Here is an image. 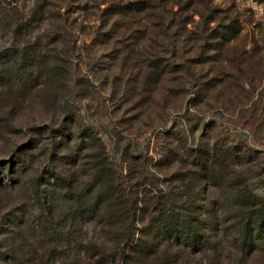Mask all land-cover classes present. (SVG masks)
Masks as SVG:
<instances>
[{
  "label": "rangeland",
  "instance_id": "1",
  "mask_svg": "<svg viewBox=\"0 0 264 264\" xmlns=\"http://www.w3.org/2000/svg\"><path fill=\"white\" fill-rule=\"evenodd\" d=\"M9 4L26 22L24 49L39 59L26 70L0 66V180L9 178L2 164L26 166L0 196L3 232L14 207L34 225L87 241L105 239L89 222L106 219L101 208L120 220L117 201L136 227L164 204L176 206L173 215L187 202L183 179L222 148L250 149L264 171V0H4L1 8ZM15 37L0 30V53ZM187 191L209 208L216 198ZM89 205L99 206L95 217L82 214Z\"/></svg>",
  "mask_w": 264,
  "mask_h": 264
},
{
  "label": "trees",
  "instance_id": "2",
  "mask_svg": "<svg viewBox=\"0 0 264 264\" xmlns=\"http://www.w3.org/2000/svg\"><path fill=\"white\" fill-rule=\"evenodd\" d=\"M3 1L0 0V30L14 29L16 37L12 46L0 53V66L14 62L23 64L26 70L38 62L39 56L35 51L28 53V46L24 49L22 45L27 26L25 21L21 22L24 18L19 17L17 6L9 4L8 8H1ZM13 70L8 68L9 73ZM254 156L250 149L222 148L210 160L202 158L198 172L183 179L189 190L198 189L202 194L213 190L216 198L210 208L206 202L197 205V195L187 189L183 191L187 202L179 212L169 215L176 206L164 204L156 208L148 224L139 227L128 217L130 206L123 200L121 203L116 200L120 204L119 221L109 216V206L101 208L108 214L106 219L101 223H94L93 219L89 222L101 227L105 239L61 237V232L57 233L48 224L39 226L35 222L37 226L34 225L27 219L25 207L11 208L7 214L8 230L3 232V222L0 223V264H57L62 258V264H69L74 257V264L95 257L97 260L90 264H193L187 258L199 256L202 260L198 264H261L264 262V171L252 165ZM20 166L14 161L1 165L9 178L0 180V196L13 188L7 182L9 179L15 181L13 177L19 171L26 172V166ZM259 189L263 192L259 193ZM35 199L39 201L38 194ZM98 210L99 206L89 205L81 213L92 217ZM74 251L78 254L72 257Z\"/></svg>",
  "mask_w": 264,
  "mask_h": 264
}]
</instances>
